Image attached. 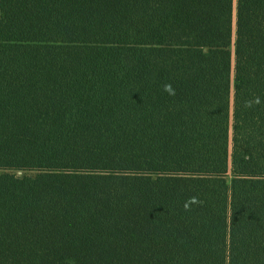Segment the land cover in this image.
Masks as SVG:
<instances>
[{"label": "trees", "instance_id": "1", "mask_svg": "<svg viewBox=\"0 0 264 264\" xmlns=\"http://www.w3.org/2000/svg\"><path fill=\"white\" fill-rule=\"evenodd\" d=\"M240 7L264 19V0ZM233 10L234 0H217L216 12L127 11L124 0L106 10L1 8L0 264H264V135H236L230 173L228 165ZM16 21L107 25L106 92H11ZM125 25L216 28L212 94H122ZM258 27L240 20L238 61L257 59L263 71L264 22ZM14 107L104 110L103 156L11 155ZM122 110L211 115V158L122 157ZM192 197L202 203L185 211Z\"/></svg>", "mask_w": 264, "mask_h": 264}, {"label": "rangeland", "instance_id": "2", "mask_svg": "<svg viewBox=\"0 0 264 264\" xmlns=\"http://www.w3.org/2000/svg\"><path fill=\"white\" fill-rule=\"evenodd\" d=\"M234 2L229 173L232 170L235 136L264 134V69L257 70V59L253 62L238 61L237 52L240 20L243 29L258 30L257 27L264 22L263 13L241 10V7L239 10L238 0ZM106 7V3H97V8ZM161 28L140 26L128 30L125 61L133 76L127 78L125 89L129 92L138 90L168 94L164 86L171 83L175 94L210 96L214 83L216 28ZM104 53L105 48L97 43L96 92L104 91ZM246 101H251L252 106L245 107ZM121 121L122 157L169 160L211 158V115L135 111L123 112ZM10 126L11 155L103 156L104 110L23 107L12 110ZM7 170L20 171L10 167ZM23 172L35 174L36 170Z\"/></svg>", "mask_w": 264, "mask_h": 264}, {"label": "crops", "instance_id": "3", "mask_svg": "<svg viewBox=\"0 0 264 264\" xmlns=\"http://www.w3.org/2000/svg\"><path fill=\"white\" fill-rule=\"evenodd\" d=\"M107 4L109 0H0L2 7L9 8H48V9H102L97 3ZM235 4V2H234ZM210 5V6H209ZM235 7V5H234ZM127 11L147 12H216L217 0H124ZM132 27L123 28L121 90L124 95L132 96H168V97H208L205 95H185L166 93H144L138 90L129 92L125 89L129 76L125 61L126 34ZM146 28H160L144 26ZM164 28V27H163ZM97 32L100 40L97 41ZM97 43L105 48L103 73L104 91L96 92L97 64L95 50ZM217 48V46H216ZM233 54V52H232ZM108 26L82 23L59 22H21L12 23L11 37V92H41L61 94H104L107 80ZM233 60V56H232ZM215 68V55L214 65ZM214 80V74H213ZM103 83V84H104ZM232 85V75H231ZM40 89V90H37ZM214 89V83L212 90ZM23 108V107H18ZM10 110V123L12 110ZM46 109V108H44ZM231 109V105H230ZM58 110V109H49ZM90 110V109H86ZM123 112H135L130 110ZM142 112V111H139ZM156 112V111H150ZM167 113H178L169 111ZM187 115H207L205 113H180ZM212 117V116H211ZM122 122V121H121ZM11 136V126L9 127ZM251 135V134H248ZM264 135V134H253ZM11 147V144H10Z\"/></svg>", "mask_w": 264, "mask_h": 264}, {"label": "clouds", "instance_id": "4", "mask_svg": "<svg viewBox=\"0 0 264 264\" xmlns=\"http://www.w3.org/2000/svg\"><path fill=\"white\" fill-rule=\"evenodd\" d=\"M164 91L167 92L169 95H175V89L172 86L171 83H168L164 86ZM257 103H259V99L257 98L256 100ZM245 107H251L252 106V102L251 101H246L245 102ZM202 203V201H200L198 198L196 197H192L189 199V201H187L184 205V209L185 211H190L191 210V205L192 204H200Z\"/></svg>", "mask_w": 264, "mask_h": 264}]
</instances>
